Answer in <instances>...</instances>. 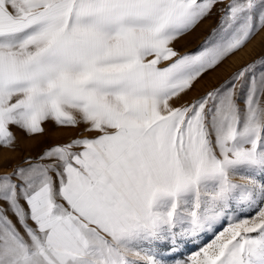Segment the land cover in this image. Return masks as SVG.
Wrapping results in <instances>:
<instances>
[{
  "label": "snow or ice",
  "instance_id": "1",
  "mask_svg": "<svg viewBox=\"0 0 264 264\" xmlns=\"http://www.w3.org/2000/svg\"><path fill=\"white\" fill-rule=\"evenodd\" d=\"M216 24L192 52L172 46ZM264 0H0V264H264Z\"/></svg>",
  "mask_w": 264,
  "mask_h": 264
},
{
  "label": "rangeland",
  "instance_id": "2",
  "mask_svg": "<svg viewBox=\"0 0 264 264\" xmlns=\"http://www.w3.org/2000/svg\"><path fill=\"white\" fill-rule=\"evenodd\" d=\"M216 17L205 21L192 33L178 39L173 43V47L180 54L194 51L200 46L202 41L211 29L215 27ZM264 55V31L260 32L246 47L226 59L214 71L207 73L196 84L194 89L184 97V102H190L199 98L205 92L211 90L228 79L233 72L239 70L245 65L257 60ZM45 135L29 138L17 128H12L16 136L15 151L0 149V174L11 170L13 167L22 165L23 161L30 157L35 159L40 152L54 143H63L79 134V129H54L51 123L44 125Z\"/></svg>",
  "mask_w": 264,
  "mask_h": 264
}]
</instances>
